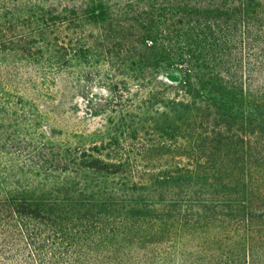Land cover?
Instances as JSON below:
<instances>
[{"label": "trees", "instance_id": "16d2710c", "mask_svg": "<svg viewBox=\"0 0 264 264\" xmlns=\"http://www.w3.org/2000/svg\"><path fill=\"white\" fill-rule=\"evenodd\" d=\"M6 52L43 55L48 95L85 68L75 92L112 136L63 167L119 176L129 206L0 199V264H264V0H0Z\"/></svg>", "mask_w": 264, "mask_h": 264}, {"label": "rangeland", "instance_id": "374dc122", "mask_svg": "<svg viewBox=\"0 0 264 264\" xmlns=\"http://www.w3.org/2000/svg\"><path fill=\"white\" fill-rule=\"evenodd\" d=\"M84 70L78 65L73 75L51 76L48 95L42 54L0 53V199H24L44 214L66 217L115 214L129 206L120 203L127 186L119 176L63 167L67 149L112 136V116L84 114L74 87L75 74ZM160 80L177 85L181 76L169 70ZM92 89L93 102L106 96L101 85Z\"/></svg>", "mask_w": 264, "mask_h": 264}]
</instances>
